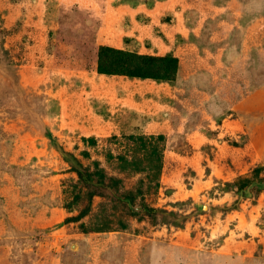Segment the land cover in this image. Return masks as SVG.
Instances as JSON below:
<instances>
[{"label":"rangeland","instance_id":"obj_1","mask_svg":"<svg viewBox=\"0 0 264 264\" xmlns=\"http://www.w3.org/2000/svg\"><path fill=\"white\" fill-rule=\"evenodd\" d=\"M170 2L160 18L181 30L154 23L112 35L125 47L104 43L176 56V78L158 81L100 73L56 35L63 4L99 12L94 0H0V264H264V0ZM81 13L66 31H85ZM13 78L55 98L58 114L28 122ZM137 133L164 135L156 191L104 157ZM76 158L101 160L144 205L120 217L126 227L94 229L106 199L90 188L74 201Z\"/></svg>","mask_w":264,"mask_h":264},{"label":"trees","instance_id":"obj_2","mask_svg":"<svg viewBox=\"0 0 264 264\" xmlns=\"http://www.w3.org/2000/svg\"><path fill=\"white\" fill-rule=\"evenodd\" d=\"M101 7L100 11L93 8H88L79 4H63V13L61 14V27L57 30V36L63 40L74 44L77 57L86 59L87 67H89V60L95 61L96 69L100 73L108 75L124 74L130 77L138 78H153L158 81H172L176 78L179 70V60L172 54L167 55H152L142 54L138 51L129 50L125 48H117L98 41V31L103 25V13L106 5L103 0H96ZM85 12L81 13L80 25H83L85 31L81 33H70L65 30V25L72 23L70 18L72 13L78 10ZM90 20L91 26L86 25L85 21ZM15 61L13 65H17ZM18 75V73H17ZM14 88H17L20 94L27 102V109H24L25 119L30 122H38L40 115L58 114L59 102L52 96L46 94H39L36 91L28 92V90L21 84L20 78H13L11 82ZM43 98L48 100V109L44 105L38 103V100ZM31 100V101H30ZM33 100V102H32ZM3 134V133H2ZM128 140V149L114 152L112 149H107L104 152V157L107 162L113 163L114 167L120 172L135 171L144 176L147 180V190L152 191L160 184V176L163 167V134H145L137 133L124 135ZM114 137H117L114 135ZM84 141L90 145L96 146L98 141L95 136L84 137ZM82 153L90 157L88 150H83ZM80 167L74 168L78 174V179L72 184L73 189L78 191L74 196V201L81 196V192L87 189L96 188L95 194L100 195L106 200L101 202V211L95 222L94 229L97 231H107L115 229L117 226L113 224L119 223L120 226L126 227V224L120 217L124 213H129L132 205L144 206L142 203H137L133 192L127 189L122 190V179L109 175L106 167L103 166L102 161L94 159L93 166L85 165L80 159L76 158ZM257 170V169H256ZM254 170V171H256ZM251 176L240 177L238 182L241 185L246 184ZM253 178V176H252ZM252 186L258 187V183L262 182L259 177L252 179ZM156 191V190H154ZM143 192V191H141ZM113 208L120 207L121 216L110 212L108 205Z\"/></svg>","mask_w":264,"mask_h":264},{"label":"crops","instance_id":"obj_3","mask_svg":"<svg viewBox=\"0 0 264 264\" xmlns=\"http://www.w3.org/2000/svg\"><path fill=\"white\" fill-rule=\"evenodd\" d=\"M106 1L107 5L105 12L103 13V25L100 27V29L102 28V31H110V33L107 35L108 40H100V43H108L116 45L117 47H125L123 44L119 43V39L115 42L112 35L120 32H123L124 35H139V33L136 31V27L143 28L145 26L153 25L154 23H159L164 31H167L165 27L168 30L177 28H179L178 30L182 29V27H179V23L171 22L169 20H163L160 18L161 15L165 13L166 9L171 6V0L157 1L156 5L152 7L148 6L145 2L139 5H133L131 3L122 2L120 0ZM79 2L82 3L81 1ZM94 3L96 6L100 7L96 0H94ZM82 4H84V2ZM123 19L128 20L125 21L124 26H120L119 22Z\"/></svg>","mask_w":264,"mask_h":264}]
</instances>
